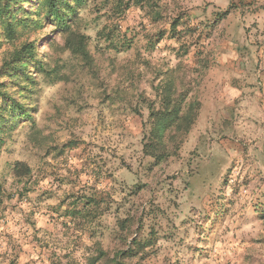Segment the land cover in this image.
Returning <instances> with one entry per match:
<instances>
[{"label": "rangeland", "instance_id": "obj_1", "mask_svg": "<svg viewBox=\"0 0 264 264\" xmlns=\"http://www.w3.org/2000/svg\"><path fill=\"white\" fill-rule=\"evenodd\" d=\"M0 264H264V0L2 8Z\"/></svg>", "mask_w": 264, "mask_h": 264}, {"label": "trees", "instance_id": "obj_2", "mask_svg": "<svg viewBox=\"0 0 264 264\" xmlns=\"http://www.w3.org/2000/svg\"><path fill=\"white\" fill-rule=\"evenodd\" d=\"M14 3L15 0H0V12L2 8L4 11H7ZM5 13L6 12H4V14ZM52 16L57 19V17H62V14L59 10H55ZM176 114V105H172L171 107L170 105H166L164 110L155 114L153 132H151L148 143L145 145V151L147 154L154 157L158 163L166 160L170 156L169 149L165 141H163V137L165 139L166 136L171 133L169 129L172 127V123L178 119ZM24 116L25 118L31 117L28 114Z\"/></svg>", "mask_w": 264, "mask_h": 264}]
</instances>
